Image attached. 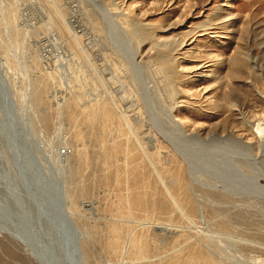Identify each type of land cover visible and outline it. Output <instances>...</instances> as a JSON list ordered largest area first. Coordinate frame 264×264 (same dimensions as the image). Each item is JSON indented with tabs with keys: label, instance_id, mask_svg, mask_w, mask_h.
<instances>
[{
	"label": "rangeland",
	"instance_id": "374dc122",
	"mask_svg": "<svg viewBox=\"0 0 264 264\" xmlns=\"http://www.w3.org/2000/svg\"><path fill=\"white\" fill-rule=\"evenodd\" d=\"M0 74L81 264H264V0H0ZM2 228L0 264H38Z\"/></svg>",
	"mask_w": 264,
	"mask_h": 264
},
{
	"label": "bare ground",
	"instance_id": "6f19581e",
	"mask_svg": "<svg viewBox=\"0 0 264 264\" xmlns=\"http://www.w3.org/2000/svg\"><path fill=\"white\" fill-rule=\"evenodd\" d=\"M0 98H1V94H0ZM5 115L8 118V113H6ZM170 121L174 122L173 128L175 129V134L179 135L178 137H182V138H180V140L181 139L182 140L183 139L184 140L189 139V138H183V135H182L183 132L180 129L179 124L175 120L170 119ZM9 128H10V130H8V133L11 135L12 139H10L8 137L7 132H5L4 130H3L4 132L1 131L2 134L0 132V139L4 140L5 142H7L9 144L12 142L11 143L12 145L9 146V148L11 147L9 150L10 152L7 151V153H9L11 155L13 163L15 162L14 165L12 164L14 166L15 170L18 168V170L21 171V174L17 173L18 178H16V181L13 182V180L11 178L10 181H12V183H8V181H7V183L13 185L17 189L18 192H21L19 190H24V193L25 192L27 193L29 200L27 203V205H28L27 209L23 204H21V203L18 204L15 201L16 210L13 208H12V210L14 211L15 215L17 214V216H19V218H17L14 215L12 210L8 209L9 210L8 211V210H5L4 208H1V210L4 209V212L7 211V213L4 215L3 219L0 218V220H3L5 223V224H3L4 228L1 227L2 225L0 223V228H2L5 231L9 230V233L12 234L14 236V238L17 239V241L19 240L20 243L22 242V244H23V242H24V244H26L27 247L24 244L23 245L26 247L27 251L29 250L31 253L36 255V260H37L38 264H81L80 263V256H79L80 254H79L78 246H77V232H76V229H74V226H73L72 222L69 220L68 216L64 213V211L62 209L63 205H62L61 200L59 201V198H57L55 196L50 182L46 180V178L44 177V175L42 173L38 172L35 164H33L31 162L29 163V161L26 160V162H25L26 166H24L25 163L22 160H21L22 162L19 161L20 156H22L23 158H26V157H24V156H26V154H25V152H23L20 145L14 143L13 137L17 138L18 140H20V139L13 135L14 132H12V131L14 129L11 127V125H9ZM194 138H196V137H194ZM213 138H212V140L215 141ZM198 140L199 139H197V143L199 144ZM213 141H211V142H213ZM189 142L194 143V141L190 140V139H189ZM195 142H196V140H195ZM216 142L220 143L221 141L218 140ZM213 143H212V145L216 144V143H214V144ZM219 143H217V145H219ZM22 147H23V145H22ZM19 151H20V154H19ZM18 154H19V156H18ZM23 158H21V159H23ZM250 161H252L251 157H250ZM259 162L260 161L255 160V162H253V165L255 167H258L256 165L259 164ZM4 163L6 164V162H4ZM25 168H26L28 173H31V178L33 179L32 181H34L36 183V184H34V186L32 184L29 185L28 182H26V180L24 181V182H26L25 184H22V185L19 184V182L22 179L21 176H23L24 178L28 177V175L26 176L27 172L24 170ZM8 170L9 169H7L6 171H8ZM6 171L3 170V172H6ZM8 173H9V171H8ZM4 174H6V173H4ZM10 175H12V174H10ZM254 183L257 184L256 182H254ZM58 187L60 189V183L59 182H58ZM8 191L10 193L12 190H7L4 192L8 193ZM58 196L61 197L60 190H59ZM9 197L12 201L14 200V199H12L11 196H8V198H6V199H8V201H9ZM45 197H46V199H45ZM3 198H5V195ZM3 198H2V200H4ZM6 203L9 204L10 202L8 203L6 201ZM3 206H5V204ZM19 206H21V209L24 208V212L23 213L21 212L20 215L17 212V211L20 212ZM51 214H52V216H51ZM22 220H24L25 224H29L27 222V220H28L31 222L32 225H36V226L24 225L21 222ZM13 232H14V234H13ZM29 239H31V240H29ZM32 241L34 242V244L32 243Z\"/></svg>",
	"mask_w": 264,
	"mask_h": 264
},
{
	"label": "water",
	"instance_id": "95a60500",
	"mask_svg": "<svg viewBox=\"0 0 264 264\" xmlns=\"http://www.w3.org/2000/svg\"><path fill=\"white\" fill-rule=\"evenodd\" d=\"M0 92H1L0 93L1 94V99H2L3 103L5 104V99H6V96L8 94V90H7L6 86H5V83L3 81V78L1 76V74H0ZM59 201H60V197H59Z\"/></svg>",
	"mask_w": 264,
	"mask_h": 264
}]
</instances>
